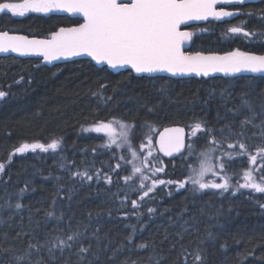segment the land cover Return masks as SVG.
Segmentation results:
<instances>
[{"label": "trees", "instance_id": "trees-1", "mask_svg": "<svg viewBox=\"0 0 264 264\" xmlns=\"http://www.w3.org/2000/svg\"><path fill=\"white\" fill-rule=\"evenodd\" d=\"M231 8L240 14L230 21H209L192 27L190 52L238 49L264 54V0ZM78 23L79 19L55 11L27 12L23 16L0 12V31L29 36L50 37L58 28ZM231 26H241L254 35H233L227 31ZM37 63L34 59L0 57V91L6 94L0 102V163L5 164L0 173V264H15L13 252L5 249L20 255L30 241L35 244L56 236L66 238L75 231L83 235L71 250L65 249L62 255L57 250L52 261L47 248H42L30 257L33 264L37 259H42V264H77L75 253L81 243L85 247L91 244L86 254L91 259L97 251L93 233L100 238L103 249L95 264H196L198 251L205 257V264H264V208L260 207L264 194L249 189L235 194L234 189L224 193L213 189L193 192L191 186L177 190L173 184L158 185L139 201V180L129 185L123 180L131 174V164L118 169V174L112 171L122 155L129 161L130 156L103 147L105 141L100 135L80 134L93 123L118 118L136 125L137 140L146 136L147 128L140 127L145 122L158 130L181 125L187 130V145L191 126L204 121L217 130L216 139L221 140L220 128L232 123L233 131H239L240 122L251 115L248 109L240 108L242 96L257 113L254 122L259 124L264 119L260 115L264 76L174 79L135 76L131 70L113 73L88 59L52 67H36ZM237 109L239 113L234 114ZM259 132V128L247 127L245 135L250 139L246 143L251 153L261 144L258 135L253 136ZM52 139L62 143L56 152L12 155L22 143L47 144ZM208 139L198 135L196 149L206 150ZM234 139L226 140L216 153L231 151L227 144ZM157 155L163 162L161 179L186 178L187 162L181 155L174 159ZM250 166L247 155L238 157L227 168V174H240ZM83 171L93 179L72 176ZM105 174L111 176V184L105 182ZM25 188L21 195L20 190ZM132 200L138 201V209L132 207ZM16 203L22 207L16 209ZM149 207L156 209L151 216ZM185 207L188 211L182 214ZM49 212L53 215L48 216ZM132 226L135 235L129 243ZM140 244L147 247L140 248Z\"/></svg>", "mask_w": 264, "mask_h": 264}, {"label": "snow or ice", "instance_id": "snow-or-ice-1", "mask_svg": "<svg viewBox=\"0 0 264 264\" xmlns=\"http://www.w3.org/2000/svg\"><path fill=\"white\" fill-rule=\"evenodd\" d=\"M245 0H22L21 3L0 2V12L11 13L13 16H23L27 12L49 13L53 11L66 12L73 15H79L83 19V23L75 27L60 28L59 31L53 32L48 40H29L24 36L10 35L7 31L0 32V52H16L21 55L35 53L43 56L44 61L51 63L53 60L60 58L67 59L71 56L85 55L91 57L97 64H106L111 69L126 68L136 74H152L166 72L172 76L186 75L195 73L197 76H209L210 73L221 72L231 75L241 71L251 73H264V55H256L251 52H243L233 50L223 55L208 54L201 52L195 54H187L182 51V46L192 37L191 32L181 31L180 26L188 21H208L212 18L216 21H222L223 18L234 17L239 12L227 11L225 6L243 5ZM220 7H217V6ZM248 15H252L251 12ZM264 19V15L261 16ZM232 34H242L248 38L253 33L244 31L241 26H232L228 30ZM95 95V94H94ZM223 95V93H221ZM6 99V94L0 91V102ZM111 99V98H109ZM240 108H246L251 113L240 122V130L233 131V124L226 123L218 131L223 137L221 140L216 139L217 130L209 128L204 121H197L191 126V137L202 135L209 137L207 140L206 150L199 153L195 151V141L190 140L187 145L184 140V129L177 128L165 132H174L175 136H166L161 134L158 141L160 151L167 156H172L173 152H181V149H187L188 155L184 156L181 152L182 159L185 162L190 161L194 156L199 161V168L189 165L187 178L180 181L163 180L154 178L157 174L163 172L164 169L152 163V138L150 133L154 130L147 122L141 125L142 129L147 128L146 135L148 155L140 159L145 149V143H141L139 154L133 150L131 139L132 133L136 130L134 123L128 124L122 122L118 118H113L108 122H97L90 128H85V132H104L108 137L103 147L111 150L113 146L117 149L126 148L131 156L129 161L127 156H121L116 168L112 169L118 174V169L131 164V174L125 175L123 180L125 185L131 182L135 184L137 174H139L138 190L142 192L139 201H144L149 193L153 192L158 185H175L177 190L184 189L191 185L193 192H202L207 189L219 190L221 193L228 192L231 184V177L227 175V168L232 166V162L237 157L247 155L249 163L256 165L258 158L264 162V119L259 124L254 121L257 113L253 110L252 103L241 98ZM153 109H149L151 112ZM229 111H233L229 109ZM239 109L234 114H238ZM260 115L264 117V104L260 106ZM219 119V117H218ZM251 125L253 128H259L258 135L261 140L260 146L252 154L248 150L246 141L250 139L245 135L247 127ZM117 126L119 131H117ZM233 137V142L227 144V148L231 151L221 152L220 157H216L215 153L223 148L226 140ZM61 147V141L52 139L49 143L40 142L22 143L15 149V154H24L28 151H36L47 153L49 150L56 152ZM237 148L239 151L237 152ZM225 156L227 160H225ZM217 163L219 170L223 173L221 179L223 182H206V174H216ZM5 169V164L0 163V173ZM151 170V177L145 175L146 170ZM264 173V163L259 168ZM73 177H79L81 180L91 181L93 177L87 171L74 172ZM151 179V185L145 183ZM105 182L112 183L110 175L105 174ZM146 189V190H145ZM240 189H249L251 193L264 194V176L257 180L253 174V170L244 172V182L240 183L233 190L235 194ZM27 189H21L22 195ZM136 191V188L132 189ZM250 193V196H251ZM171 194V193H169ZM70 198V197H69ZM123 204L124 201H121ZM132 207L138 209L140 204L137 200H132ZM10 206V205H9ZM20 203L15 204L16 209H20ZM264 208V203L260 204ZM156 209L149 207L147 212L149 216L154 214ZM188 211L187 207L182 210V214ZM52 216L53 213H47ZM63 213H61V218ZM185 223H187L185 221ZM132 234L128 236L129 243L132 242L135 235V226ZM98 231V230H97ZM183 231H187L186 228ZM21 233H17L20 236ZM83 233L79 231L72 232L66 238L56 236L52 240H45L43 243H28L22 254L16 255L12 251L15 264H33L30 259L33 252L37 254L42 248H47L49 259H56L55 252L58 250L62 255L65 249L71 250ZM97 241V251L93 253L91 259H87L90 252L91 244L87 247L81 245L78 247L75 255L77 256V264H95L99 261V253L103 251L100 248V238L95 233L92 234ZM182 239V234L177 233ZM209 239L212 234L209 233ZM167 238V237H166ZM108 246L104 245L106 249ZM138 247L145 248L146 244H140ZM196 264H205V257L198 251L195 255ZM34 264H42V259H37Z\"/></svg>", "mask_w": 264, "mask_h": 264}, {"label": "water", "instance_id": "water-1", "mask_svg": "<svg viewBox=\"0 0 264 264\" xmlns=\"http://www.w3.org/2000/svg\"><path fill=\"white\" fill-rule=\"evenodd\" d=\"M258 1L259 0H245L244 4H247V3H256ZM217 7H220V6L218 5ZM226 7L227 6H225V10H227V11H234L233 9H228ZM55 12H56L57 15H64V16H68L70 18H77V19L80 20V23H83L82 17H80L78 14L77 15H73V14H70V13L60 12V11H55ZM234 17L223 18L222 21H224V20H232ZM212 20H214V19L209 18L208 21H212ZM208 21H188L186 24H182L180 26V30L181 31L191 32L190 29H189L190 26L200 25V24L206 23ZM222 21H219V22H222ZM80 23H78V24H80ZM78 24H75V25H72V26H64L63 28L75 27ZM60 28H62V27H60ZM60 28H58L54 32L59 31ZM244 31H246V30L244 29ZM0 32H4V31H0ZM7 32L10 35L27 37L29 40H33V39L34 40H48V39L51 38V35H50V37H38V36H29V35H26L24 33H18V32H9V31H7ZM190 45H191V38L184 43V45L182 46V51H184L187 54H195L196 52H199V51L189 52ZM227 52H230V51H227ZM201 53H203L204 55H208V54L223 55L226 52H224V53L201 52ZM251 53L256 54V55H264V54L254 53V52H251ZM7 56H12V57H16V58H22V59H26V58L27 59H34V60L38 61V63L35 65L36 67H39V66L52 67V66H54L56 64L70 62V61H74V60H78V59H88L94 65H96L97 67L106 66L107 69L110 70L113 73H118L120 71L130 70V69H126V68L111 69L106 64H97L95 61H93L91 59V57H88V56H85V55L71 56V57H68L67 59L60 58L58 60H53L51 63H48V62L44 61L43 56L38 55V54H35V53L21 55L19 53L11 52V51H8V52H0V57H7ZM132 73L135 76H146V77L165 76V77H170V78H174V79H181V78H196V79H201V78H209V77H213V76L228 78V77H232V76H241V75H243V76H258V75L264 76V73H251V72H247V71H241V72L234 73V74H231V75H226L225 73L216 72V73H210L209 76H207V77H205L203 75L197 76L195 73H188L186 75H177V76H172L170 73H166V72L152 73V74H147V73H144V74H136L134 72H132ZM177 128H183L184 129L183 136H184V140H185V144H186V142H187V130L184 127H182L181 125H168V126H164L156 134V137H155V147H156V150L159 153V155H161L165 159H174V158L178 157L179 155H181V152L183 153L184 150H185V149H181V152H173V155L172 156H167L162 151H160V147H159L158 141L160 140L161 134L164 133L166 136H175L176 134L174 132L169 131V132L166 133L165 130L166 129L172 130V129H177Z\"/></svg>", "mask_w": 264, "mask_h": 264}, {"label": "rangeland", "instance_id": "rangeland-1", "mask_svg": "<svg viewBox=\"0 0 264 264\" xmlns=\"http://www.w3.org/2000/svg\"><path fill=\"white\" fill-rule=\"evenodd\" d=\"M17 3V2H16ZM18 3H21V2H18ZM50 13V12H49ZM196 34V33H195ZM108 121H110V120H108ZM108 121H100V122H108ZM122 121V120H121ZM122 122H125V123H127L126 121H122ZM94 124L95 123H93V124H91V125H89V126H86V127H84L83 129H85V128H90V127H92V126H94ZM128 124H130V123H128ZM152 128L154 129L151 133H150V135H151V138H152V145H153V147H152V157H153V159H152V163L153 164H156V165H158L159 167H163L162 166V160L160 159V156L158 157V155H157V150H156V147H155V137H156V134H157V132L159 131L157 128H155V127H153L152 126ZM83 129L80 131V134H86V135H90V134H97V135H100V136H102L103 138H104V141H105V143L107 142V140H108V137L105 135V133L104 132H100V133H96V132H85V131H83ZM117 131H119V128H118V126H117ZM148 132V130H146V133ZM191 133V132H190ZM190 133H189V139L190 140H194V141H196L197 139H198V137H191L190 136ZM139 134H138V130H137V128H136V130H135V132H133L132 133V139H131V144H132V147H133V150H135V151H137V153L139 154V152H140V145H141V143L143 142V143H145V145H146V147H145V149L143 150V155H141V157H140V159L141 160H143V156H147L148 155V148H147V139H148V136L146 135L145 137H143L142 139L140 138V140H137V139H134V137L135 136H138ZM189 140V141H190ZM34 143V142H33ZM29 144H31V143H29ZM61 145H62V143H61ZM196 147H197V144H196V142H195V151H196V153H199V152H201V151H198L197 149H196ZM112 151L114 150V153H127L129 156H130V153H129V151L126 149V148H124V149H117L115 146H113V148L111 149ZM110 150V151H111ZM36 151H40L39 149H37ZM29 152H33V151H28V152H26V153H29ZM224 152H226L225 150H224ZM252 154H255V152L254 153H252ZM184 156H187L188 155V152H187V149H185V152H184V154H183ZM215 156L216 157H220L221 156V153H215ZM130 158H131V156H130ZM225 158H227L226 156H225ZM238 158V157H237ZM132 159V158H131ZM131 159H130V161H131ZM261 163H264V162H262L259 158H258V160H257V163H256V165H251L250 163V168L253 170V174L256 176V178H257V180H259L261 177H262V174H260V172H259V168H260V166H261ZM189 165H192V166H195V167H197V168H199V161L195 158V156L190 160V161H188L187 162V168H186V170H187V172H186V174L188 175V166ZM217 171H216V174L215 175H212L211 173H208V174H206V177H205V181L206 182H212V181H214V182H223L222 181V179H221V177H222V175H223V173H221L220 172V170H219V164L217 163ZM249 170V169H248ZM244 172H245V170L244 171H241V173L240 174H232V173H230L232 176H234V178H233V180L231 179L230 180V184H231V187H230V189L229 190H231V189H236L237 187H238V185L240 184V183H243L244 182ZM228 173V172H227ZM144 174L145 175H148V176H150L151 177V170L149 169V170H146L145 172H144ZM228 175V174H227ZM228 176H230V175H228ZM232 176H230L231 178H232ZM154 178H158V179H161V172L160 173H158L157 174V177H154ZM186 178H187V176H186ZM185 178V179H186ZM137 180H139V174H137ZM145 183H148V185H151V179H149V180H147ZM188 186H191V185H188ZM207 190H212V189H207ZM214 190V189H213ZM241 190V189H240Z\"/></svg>", "mask_w": 264, "mask_h": 264}, {"label": "flooded vegetation", "instance_id": "flooded-vegetation-1", "mask_svg": "<svg viewBox=\"0 0 264 264\" xmlns=\"http://www.w3.org/2000/svg\"><path fill=\"white\" fill-rule=\"evenodd\" d=\"M226 8H228V9H233V8H231V6H227ZM234 11H235V9H233ZM212 21H216V20H212ZM224 21H230V20H224ZM224 21H222V22H224ZM209 22V21H208ZM217 22H219V21H217ZM207 23V22H206ZM206 23H203V24H206ZM202 25V24H201ZM193 26H190V31H191V33H192V37H191V42H192V38H193V28H192ZM232 27V26H231ZM189 52H190V50H189Z\"/></svg>", "mask_w": 264, "mask_h": 264}, {"label": "bare ground", "instance_id": "bare-ground-1", "mask_svg": "<svg viewBox=\"0 0 264 264\" xmlns=\"http://www.w3.org/2000/svg\"><path fill=\"white\" fill-rule=\"evenodd\" d=\"M234 35V34H233ZM241 35V34H240Z\"/></svg>", "mask_w": 264, "mask_h": 264}]
</instances>
